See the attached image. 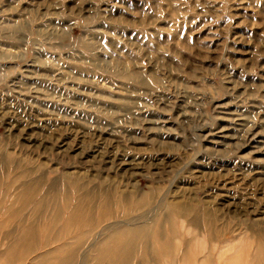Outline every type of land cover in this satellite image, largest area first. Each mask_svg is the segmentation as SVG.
<instances>
[{"label": "rangeland", "instance_id": "rangeland-1", "mask_svg": "<svg viewBox=\"0 0 264 264\" xmlns=\"http://www.w3.org/2000/svg\"><path fill=\"white\" fill-rule=\"evenodd\" d=\"M82 187L112 214L36 211ZM0 196V264L156 222L124 264H264V0H0Z\"/></svg>", "mask_w": 264, "mask_h": 264}, {"label": "bare ground", "instance_id": "bare-ground-1", "mask_svg": "<svg viewBox=\"0 0 264 264\" xmlns=\"http://www.w3.org/2000/svg\"><path fill=\"white\" fill-rule=\"evenodd\" d=\"M66 188V187H65ZM50 189V188H49ZM52 189V188H51ZM56 189V187H55ZM59 189V188H58ZM76 188H72V190H75ZM62 190V189H61ZM67 190V189H66ZM84 191L81 195L79 194L80 191ZM48 190H46L47 192ZM50 191V190H49ZM55 192V190H54ZM58 192V191H57ZM112 190L108 191H97L91 192L88 191L87 188L82 187L76 193L74 194L73 191H70L69 193L64 194L63 196L60 194H54L53 191L48 192L47 194H44L45 197L41 199L40 204L37 206L36 211H41L43 208L46 210V212L49 211V215L53 216L50 217V221L55 224V221L60 222L63 219V214L60 212V210H55L57 205L60 203L61 207H65L67 211L69 212L68 218L65 222L67 225L66 230L62 229L61 233H67L75 229L76 227H80L81 229L90 227L94 224H96V216L93 214V211L95 209L101 210L99 212V218H101L108 210V213L112 214V198L114 195H112ZM101 193V194H100ZM114 193V192H113ZM115 194V193H114ZM38 196V195H37ZM75 196H77V199H75ZM1 197V196H0ZM19 197V195H18ZM123 197V196H122ZM122 197H118L121 199ZM118 199L119 204L121 203V200ZM125 203L123 204L126 209H129L133 206V203L131 202L132 199L129 197V195H126L124 198ZM142 201L138 203V206L141 205ZM151 205V203L149 204ZM149 205H143L140 207V211H144L149 207ZM49 207L52 210H49ZM134 210V209H133ZM137 211L138 208H137ZM132 215H125L124 218L131 217ZM115 217H110L109 219L112 220ZM100 222L103 221V219H99ZM100 224V223H98ZM159 225V222H156L155 225H149L142 224V225H130L128 223H122L119 228L113 230V232L109 235H107L99 244L97 247H95V252H98L100 254L105 253H115L118 257H124V262L127 260L126 258L128 255L133 254L136 248V243L140 239H146L149 237L150 233H152V227H156ZM113 226V225H111ZM163 227H161V235H162ZM23 238L24 243H26V240L30 238H35L38 235V228L35 224H30L27 227H25V230L23 232ZM89 236V233L85 234L83 238L78 239L75 243H61L57 248L43 251V253L39 254L35 260H33L32 264H73L74 263V257L76 252L79 250L77 249L78 245L83 242L85 238ZM52 236L49 234L47 236V241L45 244V247H49L53 244H57V242L62 241L64 239L65 235L61 234L60 236H55L51 238ZM21 238V237H20ZM51 241H53L51 243ZM95 244V245H96ZM32 249V252L36 251V245L30 246ZM8 254V261L7 264H16L18 258V251L14 250L13 252L7 251ZM149 256L151 257L152 254L150 251H148ZM226 254V253H225ZM22 255H26L23 253ZM106 255H97L96 260L105 259ZM238 260V259H237ZM37 261V262H36ZM95 261V259H94ZM36 262V263H35ZM115 261L113 264H124ZM97 264H104L102 260H100ZM110 264V263H107ZM204 264H208L205 262ZM234 264H238V261H236Z\"/></svg>", "mask_w": 264, "mask_h": 264}]
</instances>
